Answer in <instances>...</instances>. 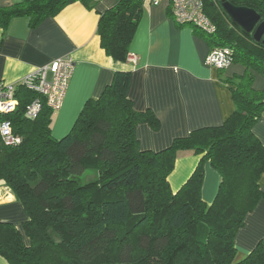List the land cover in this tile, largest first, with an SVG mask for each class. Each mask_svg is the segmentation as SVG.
<instances>
[{
  "label": "trees",
  "instance_id": "1",
  "mask_svg": "<svg viewBox=\"0 0 264 264\" xmlns=\"http://www.w3.org/2000/svg\"><path fill=\"white\" fill-rule=\"evenodd\" d=\"M79 1L22 0L0 7V25L27 16L32 26ZM254 8L264 18V0H229ZM144 0H116L100 12V45L114 61L125 62ZM222 0H205L216 25L198 31L212 46H228L233 61L245 65L231 86L234 109L219 125L203 126L176 137L163 149H141L138 122L152 127L150 111L129 99V70H116L98 97L88 98L70 130L51 132L52 113L43 106L34 118L24 107L35 93L19 89L18 109L9 117L21 136L18 144L0 138V184L25 208L22 229L0 220V254L10 264H264V239L237 256L235 234L263 195L264 143L252 125L264 113V43L254 40L225 13ZM191 149L200 159L181 187L172 191L167 176L176 153ZM208 159L221 179L212 202L200 196L202 164ZM89 165L93 180L80 182Z\"/></svg>",
  "mask_w": 264,
  "mask_h": 264
},
{
  "label": "crops",
  "instance_id": "2",
  "mask_svg": "<svg viewBox=\"0 0 264 264\" xmlns=\"http://www.w3.org/2000/svg\"><path fill=\"white\" fill-rule=\"evenodd\" d=\"M22 0H0V7ZM116 0H97L92 7L71 2L53 16L32 26L27 16L0 25V80L15 81L37 67L61 56L74 63L62 107L53 111L51 132L55 138L67 133L83 104L95 98L108 85L116 70H129L127 95L133 107L150 111L158 120L152 127L141 121L135 134L141 149L158 151L172 140L203 126L221 124L233 111L231 86L233 77L242 75L245 65L232 61L218 69L205 64L204 58L212 44L191 24L178 25L168 0L152 4L144 0L141 16L129 44L135 55L125 62L114 61L100 45L97 24L100 12ZM253 88H264V76L252 71ZM254 135L264 143V113L252 125ZM191 149L179 150L167 176L172 191L186 181L200 159ZM200 196L213 201L221 176L208 159L202 164ZM263 195L248 212L244 224L234 238L238 257L248 254L264 239V173L259 178ZM0 220L10 221L22 229L27 218L22 203L0 184ZM0 264H10L0 254Z\"/></svg>",
  "mask_w": 264,
  "mask_h": 264
},
{
  "label": "built area",
  "instance_id": "3",
  "mask_svg": "<svg viewBox=\"0 0 264 264\" xmlns=\"http://www.w3.org/2000/svg\"><path fill=\"white\" fill-rule=\"evenodd\" d=\"M158 4L160 0H150ZM171 14L178 25L191 24L200 32L211 34L216 25L205 11V0H168ZM134 60L133 54L128 56ZM233 61L232 49L228 46H212L204 58L205 64L218 69ZM74 70L71 57L61 56L43 64L15 81L0 80V138L6 144H18L21 136L12 129L10 115L18 109L19 89L35 93L26 103L24 116L34 118L43 106L51 111L59 110L64 102L70 78Z\"/></svg>",
  "mask_w": 264,
  "mask_h": 264
},
{
  "label": "water",
  "instance_id": "4",
  "mask_svg": "<svg viewBox=\"0 0 264 264\" xmlns=\"http://www.w3.org/2000/svg\"><path fill=\"white\" fill-rule=\"evenodd\" d=\"M221 6L228 17L242 30L252 31L254 40L264 43V18L254 8L234 4L229 0H222Z\"/></svg>",
  "mask_w": 264,
  "mask_h": 264
},
{
  "label": "rangeland",
  "instance_id": "5",
  "mask_svg": "<svg viewBox=\"0 0 264 264\" xmlns=\"http://www.w3.org/2000/svg\"><path fill=\"white\" fill-rule=\"evenodd\" d=\"M51 126H52V124H51ZM97 176H98L97 169L94 166L89 165V167H87L85 172L83 174L77 176V177L79 178L80 182H86V181L93 180V179L97 178ZM0 197H1V195H0Z\"/></svg>",
  "mask_w": 264,
  "mask_h": 264
}]
</instances>
